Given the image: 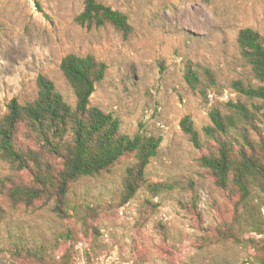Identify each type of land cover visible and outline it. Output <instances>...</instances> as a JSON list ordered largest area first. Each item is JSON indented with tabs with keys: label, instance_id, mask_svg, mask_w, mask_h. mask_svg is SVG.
<instances>
[{
	"label": "rangeland",
	"instance_id": "374dc122",
	"mask_svg": "<svg viewBox=\"0 0 264 264\" xmlns=\"http://www.w3.org/2000/svg\"><path fill=\"white\" fill-rule=\"evenodd\" d=\"M98 1L127 16L129 37L108 24L77 25L81 0H0V118L11 98L36 97L38 74L73 107L59 63L69 53L93 55L106 70L90 105L116 117L122 133L161 135L145 177L164 187L141 186L120 205L122 179L135 162L122 157L109 171L78 180L67 196V216L58 217L41 201L9 202L7 189L30 183L31 175L0 154V264H27L26 250L39 248L70 264H255L247 244L218 240L217 229L232 222L236 196L214 185L198 161L206 147H194L179 122L189 115L203 140L208 106L237 98L250 105L228 86L248 75L236 35L247 26L264 33V0ZM187 60L209 66L224 86L219 96L210 92L208 105L183 78ZM17 142L39 149L23 124ZM261 213L264 218V206ZM261 228L262 234L247 231L241 238H263L264 220Z\"/></svg>",
	"mask_w": 264,
	"mask_h": 264
},
{
	"label": "trees",
	"instance_id": "16d2710c",
	"mask_svg": "<svg viewBox=\"0 0 264 264\" xmlns=\"http://www.w3.org/2000/svg\"><path fill=\"white\" fill-rule=\"evenodd\" d=\"M82 8L74 22L87 29L106 24L124 38L132 31L127 16L98 0H81ZM236 44L248 75L234 79L229 88L238 97L251 101L227 100L207 107L209 122L202 126L204 139L194 127L189 115L179 122L182 132L196 148L206 147L199 156L200 165L213 178L220 190L235 195L233 219L217 229L218 240L247 244L253 250L255 264H264V237L242 239L247 231L262 234L264 206V33L240 28ZM59 69L71 86L75 105L71 107L45 75L36 77V97L25 103L11 98L0 118V154L16 170L31 175L28 184H15L5 193L9 202L31 207L41 201L58 217H66L68 193L80 179L109 171L122 157L132 156L135 162L126 168L119 195L120 205L130 200L144 185L158 190L162 183L150 184L145 169L156 156L162 137L159 134L136 132L132 136L120 131L119 120L111 113L90 105L95 84L105 75L106 64L93 55L69 53L62 57ZM183 78L208 105L210 92L217 96L223 88L213 72L204 64L187 60ZM20 124L27 137H32L39 149L17 142ZM45 157L55 158L54 166ZM94 213V209H90ZM27 264H70L63 256L53 258L45 248L27 249Z\"/></svg>",
	"mask_w": 264,
	"mask_h": 264
}]
</instances>
